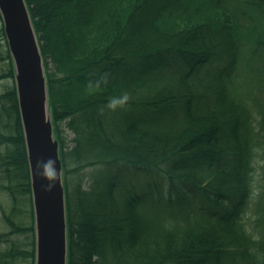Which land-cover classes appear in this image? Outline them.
Returning <instances> with one entry per match:
<instances>
[{
	"label": "trees",
	"instance_id": "1",
	"mask_svg": "<svg viewBox=\"0 0 264 264\" xmlns=\"http://www.w3.org/2000/svg\"><path fill=\"white\" fill-rule=\"evenodd\" d=\"M26 3L60 142L68 264H264V163L255 186L264 160V0ZM0 63V81H13L0 93V264H36L3 22ZM147 183L167 195L139 219Z\"/></svg>",
	"mask_w": 264,
	"mask_h": 264
},
{
	"label": "water",
	"instance_id": "2",
	"mask_svg": "<svg viewBox=\"0 0 264 264\" xmlns=\"http://www.w3.org/2000/svg\"><path fill=\"white\" fill-rule=\"evenodd\" d=\"M13 58L23 131L32 178L36 223V264H68V212L60 142L53 125L44 60L26 0H0ZM55 160L58 177L46 191L43 163Z\"/></svg>",
	"mask_w": 264,
	"mask_h": 264
},
{
	"label": "rangeland",
	"instance_id": "3",
	"mask_svg": "<svg viewBox=\"0 0 264 264\" xmlns=\"http://www.w3.org/2000/svg\"><path fill=\"white\" fill-rule=\"evenodd\" d=\"M2 28V21L0 20V29ZM7 66L5 63H0V72L1 70H6ZM168 72V71H167ZM206 71L203 70L201 71V73H205ZM164 82H169V80L166 78L165 80H163ZM13 81L11 79H5L0 81V93L4 92L8 86L12 85ZM118 118L120 119L119 115ZM61 129L63 132L64 137L67 140V143L69 144V146H73L74 143L72 142L73 138L75 137V134L73 132V130H71L70 128H68L67 126V122H64L61 124ZM264 163V160L258 159V163H257V172H256V176H255V186H256V190H257V185L259 183L260 180V166ZM86 172H89V169L85 170ZM84 186L87 187L88 183L85 182ZM139 195L142 197L145 194V197L142 199L141 201V205H138V215H136L139 219H147L146 213L149 211H152L153 208V202L159 200V196L161 195L162 198L165 199V195H167V192L165 191V189L160 186L158 188L156 187H151L148 186V183L145 186L144 190L139 189ZM251 213H249L250 215ZM246 218V225L249 228L248 230L251 229V225L253 223L251 216H249ZM2 230H7V227L5 226V224L2 221L1 218V211H0V231ZM250 232H252L250 230Z\"/></svg>",
	"mask_w": 264,
	"mask_h": 264
},
{
	"label": "clouds",
	"instance_id": "4",
	"mask_svg": "<svg viewBox=\"0 0 264 264\" xmlns=\"http://www.w3.org/2000/svg\"><path fill=\"white\" fill-rule=\"evenodd\" d=\"M43 167L45 169V178L49 180V183L44 185V189L46 191H51L55 186L54 180L58 177V170L55 168V160L48 159L43 163Z\"/></svg>",
	"mask_w": 264,
	"mask_h": 264
}]
</instances>
